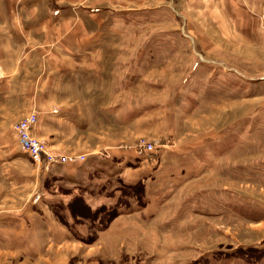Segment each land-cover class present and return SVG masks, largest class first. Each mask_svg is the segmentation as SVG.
<instances>
[{
    "label": "rangeland",
    "instance_id": "1",
    "mask_svg": "<svg viewBox=\"0 0 264 264\" xmlns=\"http://www.w3.org/2000/svg\"><path fill=\"white\" fill-rule=\"evenodd\" d=\"M66 1L101 10L74 4L85 17L56 25L45 60L20 57L43 77L71 44L70 75L44 88L86 124L67 150L32 133L53 160H9L0 208L70 225L42 254L57 264H264V0L250 18L239 0Z\"/></svg>",
    "mask_w": 264,
    "mask_h": 264
},
{
    "label": "crops",
    "instance_id": "2",
    "mask_svg": "<svg viewBox=\"0 0 264 264\" xmlns=\"http://www.w3.org/2000/svg\"><path fill=\"white\" fill-rule=\"evenodd\" d=\"M78 3L66 0H0V62L5 74L0 78V182L3 185L12 180V177L7 175L9 160H22L25 154L20 149L12 130L13 121L31 111L36 112L37 120L31 125L32 133L47 138L51 147L59 150L68 149L64 141L70 132L77 133L76 130L85 127L86 120H83L80 115L70 109L56 107L57 98H62L61 95L55 93L50 95L44 88L46 81L54 84L52 69L61 71L62 82L70 75L69 70L72 65H65V61L66 58H71L69 56L71 44L59 46L47 55L46 62L52 67L46 76L41 77L43 70L39 65H22L26 59L36 60L38 63L41 62V58L45 60L41 57V52L45 51L44 48L38 47L43 42L49 46L52 39L54 42L56 25L85 17L70 13L74 4L85 8L96 7V10L93 8V12L101 10L99 5ZM237 4L243 13L249 15L246 16L249 18L255 17L260 9L259 0H239ZM79 8L82 9V7ZM110 9L113 11L112 8ZM94 40L93 33L91 38L79 41L75 46L76 53L89 51L93 47ZM21 53L25 55L22 62ZM78 72L83 75L82 70ZM42 79H46L45 82L41 81ZM68 127L75 131L65 130ZM55 163L57 165L60 162H53L51 165ZM38 167L41 172H44L45 169L42 166ZM39 188L44 194L46 191L40 185L38 186L35 195L37 194L40 198L44 194ZM59 198H61L59 195H50L45 199L49 200V207H52L50 203L56 204ZM33 209L39 215L32 216L30 212ZM42 209L49 208L32 207L21 211L0 208V252L21 255L7 257L8 259H3L4 262L11 264L13 261L27 259L43 264H57V261H52L47 256L42 257V254L46 253L52 244L65 246L66 240L68 242L71 240V226L65 227V224L57 222L55 218L46 216V211L40 212ZM4 262L0 261V264Z\"/></svg>",
    "mask_w": 264,
    "mask_h": 264
},
{
    "label": "built area",
    "instance_id": "3",
    "mask_svg": "<svg viewBox=\"0 0 264 264\" xmlns=\"http://www.w3.org/2000/svg\"><path fill=\"white\" fill-rule=\"evenodd\" d=\"M2 75L3 70L0 65V77ZM35 121V114L30 113L26 117L17 120L13 125V129L20 149L27 153L36 165L46 168L48 163L53 160V157L46 152L44 142L32 134L31 125Z\"/></svg>",
    "mask_w": 264,
    "mask_h": 264
}]
</instances>
